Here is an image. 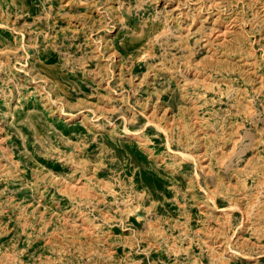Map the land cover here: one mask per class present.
<instances>
[{"label": "rangeland", "instance_id": "rangeland-1", "mask_svg": "<svg viewBox=\"0 0 264 264\" xmlns=\"http://www.w3.org/2000/svg\"><path fill=\"white\" fill-rule=\"evenodd\" d=\"M0 264H264V0H0Z\"/></svg>", "mask_w": 264, "mask_h": 264}]
</instances>
